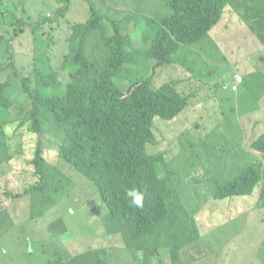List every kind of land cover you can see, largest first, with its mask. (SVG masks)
Returning <instances> with one entry per match:
<instances>
[{"label": "trees", "instance_id": "1", "mask_svg": "<svg viewBox=\"0 0 264 264\" xmlns=\"http://www.w3.org/2000/svg\"><path fill=\"white\" fill-rule=\"evenodd\" d=\"M83 1L87 5L84 10L87 19L67 20L65 26L56 21L65 17L72 0H56L55 20L34 7V0L21 2L22 6L14 9L5 8L4 0H0L1 15L8 13L13 25L19 23L12 29L6 51L13 56L10 41L26 28L32 33L33 44L29 69L17 84L18 93L23 96L18 105L13 106L6 95L14 82L12 76L16 75L13 68L18 69L11 59L0 64V70L12 69V76L0 82V215L9 216L6 202L29 196L28 218L37 219L34 193L49 189L62 198L59 195L62 182L67 185V193L74 181H91L107 209L101 219L105 235L120 239L123 247L131 252L133 264H150L153 257L161 255V246L166 242L171 264H183L179 255L184 251L185 232L187 240H195V244L205 247L208 240L197 238L199 232L210 231L213 225L226 221L205 223L196 226L195 231L179 222L178 215L189 210L190 204L184 201L180 183L169 166L180 163L186 167L193 160L198 177L205 166L186 136L190 123L188 111L203 92V81L199 79L195 63L184 62L183 53L203 38L220 49L208 31L218 24L227 4L239 14L243 27L264 46V0H156V10L147 15L133 10L126 12L128 8L123 6L120 11L126 13L120 17L107 16V21L95 1ZM46 24H49L47 31ZM59 25L66 36L56 41L54 31ZM130 26L140 32L138 44L132 43L129 37ZM94 29L100 30L103 46L96 47L92 42L85 50L86 40ZM49 33L52 39L44 48L41 35ZM52 49H57L56 64ZM246 55H235L234 67L241 69L251 64ZM263 59L261 55L260 60ZM235 72L242 73V69ZM61 73L70 75L65 88L59 78ZM208 82L211 86L217 85L214 81ZM188 96L191 97L189 106L178 116L187 107ZM155 118L164 122H154ZM203 126L212 130L207 121ZM46 136L53 139L48 146L44 144ZM250 147L264 159V132L251 140ZM50 151L55 153L53 162L44 156ZM20 154L24 161L13 162ZM45 166L50 172L54 167V178L45 172ZM23 172H30L35 181L24 185L18 179V173ZM213 185L210 197L215 200L250 196L257 189V201L236 199V211L246 204L264 207V165L251 162L227 182L213 181ZM131 188L144 193L143 208L130 204L126 192ZM69 205L81 206L76 202ZM195 211L190 210V215ZM56 220L58 223L50 227L52 234H63L66 227L61 217ZM176 235H181V246L174 243ZM98 249L105 250V247ZM90 250L69 253L66 249L65 256L74 258ZM107 254L108 251L95 256L86 253V256L92 264H107ZM56 255L61 257L58 252ZM258 256L264 264L263 242ZM65 262L72 264V261Z\"/></svg>", "mask_w": 264, "mask_h": 264}, {"label": "rangeland", "instance_id": "2", "mask_svg": "<svg viewBox=\"0 0 264 264\" xmlns=\"http://www.w3.org/2000/svg\"><path fill=\"white\" fill-rule=\"evenodd\" d=\"M27 0H4L3 6L14 9V6L21 7V2ZM96 2L100 13L107 21V16L120 17L127 11L133 10L149 14L156 10V0H93ZM34 7L51 15L55 20L56 0H34ZM127 7L126 12H121V7ZM87 5L83 0H72V5L62 22L67 26L66 21L81 22L87 17L85 11ZM0 9V64L7 63L10 59L14 61L18 71L12 76V69L0 70V82L12 76V86L6 90L13 106L18 105L23 98L18 93L17 84L22 75L29 69L32 58V33L27 28L10 41L12 44L13 56L6 51L7 41L13 27L19 23L12 24L11 17L7 13L1 15ZM85 19V20H86ZM13 25V26H12ZM23 26V25H22ZM49 29V24L44 25V30ZM128 31L132 43L141 41L138 28L133 30L130 26ZM212 39L219 48L209 44L206 38L191 45L183 53V60L189 64L195 63V70L199 79L203 81V92L198 96L197 102L188 111L190 123L187 124L186 136L202 163L205 165L198 177L195 174L193 160L190 165L181 167L180 163H172L169 171L179 184V190L183 193L184 201L189 202V210L181 212L180 223L189 225V230L195 231L196 226L202 224L220 223L210 231L199 232L197 238L207 239L205 247L195 244V240H187L186 232L183 238L184 251L179 255L183 264H262L256 250L260 248L264 240V207L254 204H246L242 210L236 211V199L244 201H257L256 192L245 197H226L215 200L210 197V191L215 188L213 181L223 182L237 165H240L250 155L257 157L261 153L250 147L252 139L264 132V46L246 30L236 11L231 6H226L216 26L209 31ZM63 28L59 25L54 31L56 41L65 37ZM52 39V33L41 35V46L46 47ZM94 42L96 47L103 46L100 39V30L94 29L89 34L86 43ZM65 47V43H64ZM259 47V48H258ZM105 49L108 48L104 47ZM107 53V52H106ZM55 64L57 63V49L51 51ZM238 54H247L248 62L254 64L257 72L243 77V83L239 85L237 92L229 88H222L232 80L234 67L233 57ZM226 57V60L222 56ZM193 56V58H191ZM260 60L259 64H256ZM104 62V61H103ZM185 69V68H184ZM59 78L63 83L69 80L68 74L61 73ZM122 88V84L115 79ZM208 81H214L217 85L211 86ZM125 90V88H123ZM187 95V94H185ZM191 97L188 96L187 107L178 115L180 116L189 106ZM259 105L260 108L247 113V109ZM15 116H17L15 114ZM14 116V117H15ZM14 117L12 121L14 120ZM22 114L19 113V118ZM200 117V119H199ZM199 120L196 124L193 121ZM204 121L211 124L209 131L203 126ZM154 122H164L155 118ZM15 122L13 121V125ZM210 133L209 135H205ZM53 143V139L46 136V146ZM28 144V143H27ZM29 145V144H28ZM29 149V148H28ZM51 162L55 161L54 151L44 153ZM13 162H23V154ZM186 159L185 156L182 157ZM12 161V159L10 160ZM45 172L56 176L54 167ZM8 169V166H5ZM21 169H18V171ZM18 179L25 185L34 182L35 178L30 174L18 173ZM198 179V180H197ZM48 180H51L48 178ZM198 181L199 183L195 182ZM67 185L62 182L57 197L53 190L46 189L44 193H34V205L37 219L29 220V196H22L12 202H6L8 218L0 215V264H66L65 260L72 264H92L86 253L95 256L103 255L108 251L107 264H133L134 258L131 252L127 251L120 239L115 236H106L101 219L107 213L106 206L102 202L95 185L91 181H74L70 184V192L66 193ZM66 193V195H65ZM44 197V198H43ZM72 202L81 204L73 207ZM196 210L190 215V210ZM248 211V212H247ZM61 217L66 231L63 234H52L51 225L57 224L56 220ZM24 220L23 223H20ZM59 228L62 230L59 222ZM39 227L37 231L33 228ZM33 231V233H32ZM36 234V235H34ZM196 238V239H197ZM176 246H181V235H176ZM105 247V250L98 249ZM92 250L79 254L74 258L65 256L66 249L71 253L83 252L86 249ZM98 249V250H95ZM162 253L151 259L150 264H171L167 254V242L161 246ZM56 252L61 257H57ZM69 252V253H70ZM141 251H138L140 254ZM71 264V263H70Z\"/></svg>", "mask_w": 264, "mask_h": 264}, {"label": "clouds", "instance_id": "3", "mask_svg": "<svg viewBox=\"0 0 264 264\" xmlns=\"http://www.w3.org/2000/svg\"><path fill=\"white\" fill-rule=\"evenodd\" d=\"M226 6H230V5H225L224 8H223V11L225 9ZM223 11H222V14H223ZM237 13V12H236ZM221 14V16H222ZM237 16H239V14L237 13ZM240 18V16H239ZM213 27V26H212ZM211 27V28H212ZM211 28L209 29V31L211 30ZM209 31H208V35L210 37V34H209ZM211 38V37H210ZM211 40L213 41V39L211 38ZM242 69V73H238V72H235L232 74V80L229 84H225V85H222V88H229L231 91H234V92H237L238 88H239V85H241L243 83V77L245 75H251L255 72H257L256 69H254V64L251 63V64H247V65H244L241 67ZM69 77V80L67 82L70 81V75L68 76ZM239 77L240 78V82H236V78ZM66 82V83H67ZM61 83L64 85V88L66 87V83H63L61 81ZM232 86H235V88L233 89ZM259 108V105H254L253 107L251 108H248L247 109V113L249 112H252L256 109ZM257 138V137H255ZM254 138V139H255ZM253 140V139H252ZM254 163L256 164L257 166H262L264 165L263 162H264V159H263V155L261 154L260 157H257L255 155H250L247 159H245L240 165H237L234 170L232 171V173H230L228 175V177L224 180V181H228L231 179V177L239 170L243 169L247 164L249 163ZM126 197L129 199L130 201V204L133 206V207H136V208H143L144 207V193L140 192L139 190H137L136 188H131V189H128L127 192H126ZM264 243V240L262 241ZM259 248L257 249V252H258ZM263 262V261H262Z\"/></svg>", "mask_w": 264, "mask_h": 264}, {"label": "built area", "instance_id": "4", "mask_svg": "<svg viewBox=\"0 0 264 264\" xmlns=\"http://www.w3.org/2000/svg\"><path fill=\"white\" fill-rule=\"evenodd\" d=\"M236 82H240V78L239 77L236 78ZM232 88L234 89L235 86H232Z\"/></svg>", "mask_w": 264, "mask_h": 264}, {"label": "crops", "instance_id": "5", "mask_svg": "<svg viewBox=\"0 0 264 264\" xmlns=\"http://www.w3.org/2000/svg\"><path fill=\"white\" fill-rule=\"evenodd\" d=\"M239 17V16H238ZM240 19V18H239ZM210 34V33H209ZM211 37V36H210ZM212 38V37H211ZM259 108H260V106H259Z\"/></svg>", "mask_w": 264, "mask_h": 264}]
</instances>
